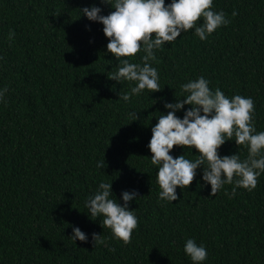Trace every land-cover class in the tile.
Segmentation results:
<instances>
[{
	"label": "trees",
	"instance_id": "obj_1",
	"mask_svg": "<svg viewBox=\"0 0 264 264\" xmlns=\"http://www.w3.org/2000/svg\"><path fill=\"white\" fill-rule=\"evenodd\" d=\"M90 5L102 15L114 10L100 0H0V88L7 87L0 100V264H192L183 252L189 237L207 249L202 264H264V171L251 191L233 182L210 195L198 167L167 202L146 147L157 116L167 112L163 104L198 76L229 98L251 97L255 129L264 131V0H213L229 22L205 40L189 29L155 49L149 63L162 88L136 95L135 82L107 77L117 61L102 25L79 16ZM143 55L120 59L142 65ZM124 93L127 102L118 98ZM236 151L242 160L248 155L232 140L218 148L219 155ZM183 152L196 158L195 149L171 150L174 158ZM102 181L118 202L122 191L137 193L129 208L138 223L127 244L113 239L102 216L87 215L85 201ZM72 226L88 240L73 243ZM91 233L106 246L93 244Z\"/></svg>",
	"mask_w": 264,
	"mask_h": 264
},
{
	"label": "clouds",
	"instance_id": "obj_2",
	"mask_svg": "<svg viewBox=\"0 0 264 264\" xmlns=\"http://www.w3.org/2000/svg\"><path fill=\"white\" fill-rule=\"evenodd\" d=\"M100 3L114 10L102 15L99 6L90 5L80 8L79 16L102 25V33L107 38L106 50L117 61L116 70L109 71L107 77L117 83L121 80L135 82L130 88L131 95L145 89L155 92L162 88L157 69L149 63L155 58V49L174 41L189 29L200 40H205L219 26L229 22L223 11L213 10V0H168V3L165 0H100ZM199 18L202 22L197 24ZM139 51L144 53L142 65L120 59ZM208 85L209 81L203 76L182 84L181 97L163 104L166 114L157 116V122L150 129L146 147L151 153V163L157 166L159 198L167 202L177 200L176 188L187 187L197 175L198 167L200 180L204 182L201 187L210 185V195L233 182L251 191L264 171V131L255 129L253 99L240 94L229 98L219 88L212 90ZM6 92V86L0 88V100ZM130 94H118V98L127 102ZM185 105L190 107L184 108ZM181 109L182 117L176 115ZM131 115L133 120L137 119L135 113ZM228 140L246 145L247 157L240 159L237 151L219 155L218 148ZM174 145L188 147L191 151L195 149L196 158L188 159L184 152L174 158L171 154ZM103 166L104 161L97 162V167ZM136 198L135 190H125L120 193L121 202H118L111 183L102 181L85 201L87 215L91 220L102 216V224L111 230L113 239L127 244L138 223L133 209L129 208V203ZM90 235L93 244L106 246V238L97 233ZM68 238L74 243L76 240L86 242L89 237L78 226H72ZM183 252L192 264H202L208 255L203 243L197 244L191 237L184 241Z\"/></svg>",
	"mask_w": 264,
	"mask_h": 264
}]
</instances>
